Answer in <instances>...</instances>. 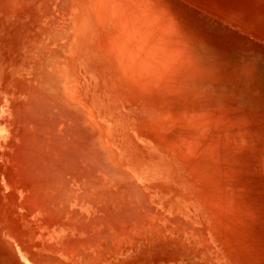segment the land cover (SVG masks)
<instances>
[{
  "label": "bare ground",
  "instance_id": "obj_1",
  "mask_svg": "<svg viewBox=\"0 0 264 264\" xmlns=\"http://www.w3.org/2000/svg\"><path fill=\"white\" fill-rule=\"evenodd\" d=\"M168 1L0 0V70L7 71L0 109L8 113L0 128L5 124L9 130L0 135V200L4 193L9 200L8 221L0 211V227L29 264H233L222 244L221 216L224 197L231 202L232 191L243 185L226 191L231 173L220 156L222 137L234 123L220 121L218 110L207 104L212 94L192 82L202 80V62ZM240 173L239 180L245 177ZM201 193L210 209H204ZM241 194V200L247 198ZM246 205L232 209L248 214L252 204ZM258 209L249 215L261 213Z\"/></svg>",
  "mask_w": 264,
  "mask_h": 264
},
{
  "label": "rangeland",
  "instance_id": "obj_2",
  "mask_svg": "<svg viewBox=\"0 0 264 264\" xmlns=\"http://www.w3.org/2000/svg\"><path fill=\"white\" fill-rule=\"evenodd\" d=\"M166 1H168V0H166ZM174 1H176V4L174 3ZM186 1V2H185ZM190 1H192V2H190ZM190 1H188V0H169L168 1V3L172 6V8L174 7V8H176V9H174L173 8V10H175V11H173L174 13H173V15L176 13V15L177 16H175L176 17V19L177 20H179V16H180V18L181 19H183V20H179V21H177L176 20V23H178V25L180 24L179 22H181V27H180V29H181V33H185V32H188V37H189V39H190V41L192 42V43H194V45L192 44V46L193 47H195V48H193V53H194V56H196V58L199 60V62L201 63V67L200 68H202L204 71H202V69H201V73H200V76L202 77L201 79L202 80H200V77L199 78H197V77H195V81H192L194 84L195 83H197V84H195V85H197L196 87L199 89V90H201V91H203L205 94H208V96H209V94L211 95V96H207L209 99H210V103L209 102H207V104L208 105H210L211 107H210V109H216V111L218 110V118L220 117V121H228V122H225V123H229V122H231V124H233L234 123V126H232V128L231 127H229V137H230V135H231V137L229 138L228 136L227 137H222V141L225 139L226 141H223L224 142V149L222 148V151H223V154H221L222 156H220L221 157V159H223V161L224 162H222V165L225 167V166H227L226 168H227V173L229 174V173H231V174H233V176L230 174L229 175V177H228V180H230V182L228 181V180H226V183H225V185H224V188H226V187H231L230 189H232V188H234V187H236V185H237V183H240V184H242L243 186L242 187H244L245 185L247 186V184H248V186H247V188H246V186H245V189L247 190L248 189V192L246 191V190H244V192H242V187L241 188H238V187H240L241 185L240 184H238L237 186V188L239 189V191H240V193L239 192H237V193H239V194H235L236 193V191L238 190L237 188H235V189H237V190H233L232 191V194L234 195L233 197H231V199L230 200H232L231 202L229 201V195L228 196H226V198L224 197V199H225V201L227 200L229 203H232L233 202V204H230V206L232 207V208H234V210L236 209V207L237 208H241L242 206V208L244 209L245 207H249V205H246L247 203H249V204H252V206L250 205V210L248 209V214H246L245 212H246V210H244V211H242V213L244 212L246 215H244V213L242 214L240 211H241V209H238V210H236V211H234L232 208H231V210H230V207L229 208H227L229 205V203L226 205V202L224 201V203H225V206H227V207H225V208H223L224 206H222V205H224V203L221 205L222 206V208L225 210L226 208H227V210H229V214L230 215H227L226 213H227V210H226V212L223 210V216H221V221L224 223H221L220 224V231H221V235H222V244L224 245V248H225V253H227L228 254V257H227V259H228V261H229V263H231V261L233 262V264H264V199H262L264 196H263V190H264V172H262V173H260L261 172V170H263V168H264V162H262V161H264V89H263V87H264V0H230L229 2L227 1V0H218V3H219V1H220V5L217 3V0H206V1H204V0H190ZM193 1H195V2H193ZM199 3H197V2ZM227 1V2H226ZM182 2V3H181ZM185 4H184V3ZM190 2V3H189ZM200 2L203 4H200ZM223 2V4L221 5V3ZM225 2V3H224ZM235 2V3H234ZM194 3V4H193ZM197 3V4H196ZM215 3H217L216 5L218 6H216L215 5ZM176 6H175V5ZM228 4V5H227ZM231 4V5H230ZM178 5V6H177ZM191 5V9H189L187 6H190ZM195 5V6H194ZM196 5H197V7L199 6V8H197L196 7ZM211 5V6H210ZM236 5V6H235ZM201 6H204V7H207L206 9L205 8H201ZM223 6H224V8H223ZM229 6V7H228ZM233 6V7H232ZM250 6H251V8H250ZM209 7V8H208ZM261 7L263 8V9H261ZM181 8H182V11H181ZM187 8V9H186ZM193 8V9H192ZM221 8H223V9H221ZM235 8V9H234ZM249 8H250V10H249ZM253 8V9H252ZM177 9H180V10H177ZM189 9V10H188ZM209 9V10H208ZM202 10V11H201ZM260 10V11H259ZM190 13H189V12ZM217 11V12H216ZM181 12V13H180ZM195 12V13H194ZM244 12V13H243ZM248 12V13H247ZM183 13V14H182ZM189 13V14H188ZM220 13V14H219ZM182 16H181V15ZM187 14V15H186ZM213 14V15H212ZM247 14H249V15H247ZM179 15V16H178ZM185 15V16H184ZM218 16V17H217ZM184 17V18H183ZM174 18V17H173ZM188 18V19H187ZM186 19V20H185ZM190 19H191V22H190ZM189 20V21H188ZM198 21V22H197ZM187 22V23H186ZM192 22H194L193 24H192ZM197 22V23H196ZM225 22V23H224ZM254 22V23H253ZM191 23V24H190ZM201 23V24H200ZM210 23V24H209ZM218 23V24H217ZM233 23V24H232ZM184 24V25H183ZM199 24L201 25V26H199ZM218 26H217V25ZM179 25V26H180ZM189 25V26H188ZM202 25H204V27L202 26ZM230 26V27H229ZM252 26V27H251ZM185 27V28H184ZM206 27V28H205ZM218 27H219V29H218ZM235 28V29H234ZM183 29V30H182ZM186 29V30H185ZM195 29V30H194ZM199 29V30H198ZM260 29V30H259ZM188 30V31H187ZM210 30V31H209ZM1 31V30H0ZM199 33H201V34H199ZM234 31V32H233ZM237 31V32H236ZM193 32H195L194 34H193ZM198 33V34H197ZM203 33V34H202ZM210 34L208 37H206L207 35L206 34ZM212 33V34H211ZM242 33V34H241ZM261 33V34H260ZM186 34V33H185ZM205 34V35H204ZM257 34V35H256ZM192 37H190V36ZM204 35V36H203ZM247 35V36H246ZM213 36H214V38H213ZM198 37V38H197ZM200 38H201V40H200ZM205 38V40H203ZM211 38V39H210ZM212 38H213V40H212ZM196 39V40H195ZM216 41H215V40ZM218 39V40H217ZM220 40V41H219ZM222 40V41H221ZM206 41H211V42H208V43H210V44H212V46L211 45H208V43H206ZM212 41H215V43L214 42H212ZM220 42H221V44L222 45H220ZM223 42V43H222ZM216 44H218V46H219V49H216ZM259 44V45H258ZM196 45V46H195ZM224 45H225V49H224ZM261 45V46H260ZM205 46H207V47H209V48H207V47H205ZM223 46V47H222ZM260 46V47H259ZM212 47V48H211ZM221 47V48H220ZM255 47V48H254ZM196 48H199V49H197L196 50ZM228 48V49H227ZM211 49H212V51L214 52H212L211 51ZM214 49H216V51L214 50ZM221 49H224V50H221ZM260 49V50H259ZM228 50V51H227ZM203 51V52H202ZM219 51H220V53H219ZM227 51V52H226ZM197 52V53H196ZM224 52H226V55L228 56V59H227V56H225L224 57V55H225V53ZM205 53V54H204ZM208 53V54H207ZM216 53V54H215ZM217 53H218V55H217ZM224 53V54H223ZM229 53V54H228ZM222 54V55H221ZM221 55V56H220ZM229 55L231 56V57H229ZM209 56V57H208ZM220 56V60H219V57ZM223 56V57H222ZM215 57V58H214ZM203 59V60H202ZM204 59H206V61H204ZM214 59H215V61H214ZM216 59L218 60L217 62H220V63H217L216 62ZM222 59V60H221ZM201 60V61H200ZM211 61V64H210V62H208V61ZM228 60H230L231 62H229ZM203 61H204V63H203ZM213 61V62H212ZM229 62V64H224V63H226V62ZM221 62H223V63H221ZM233 62V63H232ZM213 63L215 64V65H213ZM236 63V64H235ZM258 63V64H257ZM204 64V65H203ZM207 64V65H206ZM209 64V65H208ZM219 64V66H218V68H217V66L216 65H218ZM230 64H231V66H230ZM212 65V66H211ZM237 66L238 67V69L235 67H233V66ZM207 66V67H206ZM227 66V67H226ZM229 66L230 67H233V68H229ZM259 66V67H258ZM261 66V67H260ZM205 69H204V68ZM211 67H215L214 69L213 68H211ZM258 67V68H257ZM1 68V67H0ZM208 68H210V71H208L209 69ZM226 68V69H225ZM232 69V71L231 70H229V69ZM208 69V70H207ZM211 69H212V71H211ZM218 69V70H217ZM221 71H223L224 70V72H221V74L222 75H219L220 73H219V71L220 70ZM223 69V70H222ZM227 69H228V71H227ZM237 69V70H236ZM215 72H214V71ZM234 70V71H233ZM239 70V71H238ZM208 71V74H206V72ZM216 71H218V72H216ZM226 71V72H225ZM259 73H258V72ZM202 72H203V74H202ZM205 72V73H204ZM209 72L212 74L213 72L214 73H218L217 75H219V77H217V75L215 74V76L217 77H215L213 74L211 75V76H206V75H209ZM228 72V73H227ZM239 72V73H238ZM223 73H225L224 74V76L226 75V79L223 77ZM7 74V71L6 70H3V71H1L0 70V98L2 99L3 98V96H2V92H1V88H3L5 85V82H6V80L5 81H1L2 80V78L3 77H5V75ZM233 75V76H232ZM234 75H237L238 76V78H237V76H235L234 77ZM239 75H240V77H239ZM242 75V76H241ZM205 76H206V79L209 77V79H210V81H209V79H207V80H203V79H205ZM213 76L215 77V78H213ZM229 76V77H228ZM259 77V78H255V77ZM211 77V78H210ZM235 79H234V78ZM233 78V79H232ZM240 78V79H239ZM245 79V81H243V79ZM211 79H212V82H211ZM216 79V80H215ZM222 79H225V80H222ZM229 79V80H228ZM230 79H232L231 81H230ZM218 80H221V82L220 81H218ZM234 80L237 82H235V84H234ZM238 80V81H237ZM240 80V81H239ZM196 81H198V82H196ZM226 81H229L230 83H232V84H229V82H227V83H225ZM242 81V83L244 84H242V83H240ZM199 82H200V84H199ZM219 82V84L217 85V83ZM252 83H254L253 85H251ZM215 84H216V86H215ZM225 84H226V86H225ZM213 85H214V87H216V88H214L213 87ZM207 86V87H206ZM210 86V87H209ZM228 86V89L226 88ZM199 87H202V89H200ZM206 87V88H205ZM222 87V88H221ZM226 89H225V88ZM238 87V89H236V88ZM246 87V88H245ZM211 90H210V89ZM224 88V90H228V91H233L232 93H231V95H230V92H229V94H228V91H225V97H224V90L222 91V89ZM230 88H232V89H230ZM234 88V89H233ZM245 88V89H244ZM260 88V89H259ZM204 89H207V90H204ZM214 89V90H213ZM218 89H219V91H218ZM237 90L236 92H234V90ZM213 90V91H212ZM212 91V92H211ZM217 91V92H216ZM222 93H221V92ZM216 92V93H215ZM227 92V93H226ZM240 92V93H239ZM245 92V93H244ZM233 93H235V95H233ZM244 93V94H243ZM217 96H216V95ZM220 96H219V95ZM253 94V95H252ZM260 94V95H259ZM215 95V96H214ZM223 95V96H222ZM229 95V96H228ZM222 96V97H221ZM228 96V97H227ZM230 96H232L231 98H230ZM234 96V97H233ZM224 97V99H222ZM240 97V98H239ZM253 97V98H252ZM212 98V99H211ZM225 98H229L230 99V101H229V99L227 100V101H229V102H224V101H226V99ZM245 98V99H244ZM239 99V100H238ZM240 99H242V100H240ZM258 99V100H257ZM211 100L213 101V102H211ZM215 101V102H214ZM232 101H233V103H232ZM261 103H260V102ZM241 102V103H240ZM244 102V103H243ZM218 103L221 105H227L226 106V108L224 109L223 108V106L221 105V106H218ZM233 104L234 106H231V104ZM236 103V104H235ZM212 104H214V105H212ZM230 104V105H229ZM242 104V105H241ZM263 104V105H262ZM236 106H238V107H236ZM239 106H241V107H239ZM258 106V107H257ZM259 106L261 107V108H259ZM231 107H233V108H230ZM235 107V108H234ZM256 107V108H255ZM252 108V109H251ZM259 108V109H258ZM2 109V110H1ZM0 109V119H3V118H6L7 117V115H8V113L3 109V108H1ZM227 109V111H225ZM233 109V111H231ZM239 109V110H238ZM258 109V110H257ZM242 110H245V111H243L244 113L241 115L244 119L246 118L247 119V121H245L241 116H238L239 115V112H240V114L242 113ZM232 112V113H230V112ZM235 111V112H234ZM234 112V113H233ZM5 113V114H4ZM246 113H248V115H250V116H248ZM253 113H256L255 115H257V116H255L254 114V116L252 115ZM258 113V114H257ZM221 114V115H220ZM235 114V115H234ZM237 114V115H236ZM247 115V117L245 116H243V115ZM6 115V116H5ZM234 116H236V117H234ZM253 116V117H252ZM253 118V120H250V118ZM215 118H216V116H215ZM218 118H216V119H218ZM223 118H225V120L223 119ZM240 118V119H239ZM251 118V119H252ZM228 119V120H227ZM233 119H234V121H233ZM244 120V121H243ZM250 120V121H249ZM237 121V122H236ZM238 121H239V123H238ZM243 121V124L245 123V122H247V124H244L243 126L245 127L246 125H247V127H245L246 128V130L244 129V127L242 126L241 128L242 129H239L240 128V124L242 125V122ZM261 121V122H260ZM239 124L238 126L236 125V124ZM5 124H2V127H4V129H2L1 130V128H0V135L1 136H4V134L5 135H9V130L6 128V126H4ZM229 125H230V123H229ZM238 127H236V126ZM225 127H227V125H224ZM231 129L234 131H231ZM236 129H239V132L240 133H238L237 131L238 130H236ZM236 130V131H235ZM242 130H243V133H242ZM246 131V132H245ZM262 131V132H261ZM8 132V133H7ZM234 133V134H231V133ZM247 133V136H246V139H245V133ZM238 134V137L236 136L237 134ZM240 134H242L241 135V137H240ZM236 136V138H235V136ZM253 135V136H252ZM232 136H234V137H232ZM249 136V137H248ZM251 136V137H250ZM226 138H228V139H226ZM231 138H232V140H231ZM242 138V139H241ZM237 141H235V140ZM244 139V140H243ZM260 139H262V140H260ZM235 142H234V141ZM238 140H240V144L238 145ZM242 140H243V142H242ZM259 140V141H258ZM261 141V142H260ZM230 144H228V143ZM248 142V143H247ZM253 142V143H252ZM225 143H227L228 145H229V147H233L234 146V144L236 145L235 147H234V150H233V148H231L232 149V151H235V155L237 154V153H240V158H239V156L238 157H236V156H234V154L232 153V151H231V153H230V151L229 150H231L230 148L228 149V147H226L225 146ZM246 143H247V145H246ZM262 144V146L260 145V144ZM226 144V145H227ZM244 146H243V145ZM252 144V145H251ZM233 145V146H232ZM249 145H251V146H249ZM259 145V146H258ZM239 146V147H238ZM248 148H247V147ZM261 146V147H260ZM237 147V149L235 150V148ZM243 149H242V148ZM252 147H254V148H252ZM256 147H258V148H256ZM225 148H227L228 149V152H229V154L230 155H232L233 154V157H236V158H231L230 157V155H228V152H227V149H225ZM250 148H251V151H250ZM247 149H249V150H247ZM240 150V151H239ZM255 150V151H254ZM257 150V151H256ZM226 151V153H224ZM239 151V152H238ZM244 151V152H243ZM246 151H249V153L251 154L252 153V155L253 154H255V155H253V156H255L256 158H257V156L259 157V158H257V160H256V158L255 157H252L251 155H249L248 154V152H246ZM259 151V152H258ZM262 151V152H261ZM241 152H243V154L244 155H246L245 153H247L248 154V156H247V158L244 156V155H242V153ZM259 153V154H258ZM257 154V155H256ZM226 155H228L232 160L233 159H236V161H237V163H236V165H235V161H231V159H229V158H227L226 157V159L228 160H230L231 161V163H229V160L226 162L224 159H225V157L224 156H226ZM238 155V154H237ZM244 158V161L243 162H241L242 161V157ZM260 156H263V157H260ZM242 158V159H241ZM250 160H249V159ZM253 160H252V159ZM261 158V160H259ZM239 160H240V162L241 163H243V164H246L247 162V164H246V166L248 167V168H250L249 170L250 171H252V173H254L253 175H251V172L249 171V170H246L247 172L249 171V173H246V174H241L240 172H239V170H241V171H243L242 173H245V169L247 168V167H245L244 165L242 166V165H240V164H238V162H239ZM247 160H249V161H251V162H249V161H247ZM257 161V162H256ZM206 162V160H204V163ZM245 162V163H244ZM254 162H255V164H254ZM255 165V166H253V164ZM238 164V165H237ZM231 165V167H229ZM233 165H235L234 167L235 168H237V166L238 167H240L239 169H238V173H240L241 174V176H245V177H240V180H239V174L237 173V172H235V170L233 171V169H235V168H233L232 169V172H235V173H232V172H230L231 170H229L228 171V168L229 169H231L232 168V166ZM249 165V166H248ZM258 165V166H257ZM245 169H244V168ZM252 167H254V168H252ZM263 167V168H262ZM260 170H258V169ZM244 169V170H243ZM255 169H257L258 171H256ZM264 171V170H263ZM257 172V174L258 173H260V174H258V175H260V178L258 177V175L257 174H255ZM234 174H236V176L238 177H235V175ZM238 174V175H237ZM251 175V176H250ZM257 175V176H256ZM230 176H232V177H230ZM262 177V178H261ZM232 178H235L234 179V181H232L233 179ZM241 178H242V181H241ZM244 178H246L247 179V181H246V179L244 180ZM250 178V179H249ZM252 178H253V180H252ZM260 180H259V179ZM249 179V180H248ZM261 179H262V181H261ZM236 180H238V181H240V182H237ZM251 180V181H250ZM232 181V182H231ZM244 181V182H243ZM248 181H249V183H251V184H249L248 183ZM255 181H257V182H255ZM241 182H243V183H245V182H247V184H243V183H241ZM252 182L253 183H255V184H259V185H253L252 184ZM260 182V183H259ZM263 184H262V183ZM236 183V185H234ZM227 184H230V185H227ZM233 185V186H232ZM252 185H253V188H252ZM255 186V187H254ZM260 186H261V188H260ZM202 187V186H201ZM229 187L228 188H226V191H229ZM249 187V188H248ZM263 187V188H262ZM251 188V190H250V192L253 190L254 191V193L256 192V194H254L253 193V191H252V193H251V196H250V194L248 195V193H250L249 192V189ZM254 189H256V190H254ZM202 190V189H201ZM205 190V189H204ZM259 190V191H258ZM203 191V190H202ZM247 192V194L245 195H243V194H241V192L242 193H246ZM261 191V192H260ZM205 192V191H204ZM203 192V193H204ZM257 192H259V194L257 193ZM203 193H201L202 194V196H203ZM263 193V194H262ZM240 194L241 195H243V196H245V197H247V198H242V200L240 199L241 197H240ZM239 196V197H235V196ZM255 197H254V196ZM258 197H257V196ZM201 196V199H202V202H203V199L205 198V200H207V198H206V194L202 197ZM242 196V197H243ZM260 196V197H259ZM261 196H263V197H261ZM227 197H229V198H227ZM248 197H250V198H248ZM234 198V199H233ZM252 198V199H251ZM258 198V199H257ZM240 199V200H239ZM244 199V200H243ZM248 199V200H247ZM262 199V200H261ZM204 200V204H205V207H204V209H206V201ZM236 201V204H237V202H239L238 204H239V206L240 205H242V206H240V207H238V204H237V206L235 205V201ZM245 200H246V203H242V202H245ZM258 200V201H257ZM8 197L6 196V194L4 193L3 195H2V198H1V200H0V211L2 212L1 214H2V219H3V221L4 222H6V221H8V212H7V206H8ZM242 201V202H241ZM250 201H252L253 203H250ZM207 202H208V200H207ZM217 202V201H216ZM208 204H209V202H208ZM208 206H210V204L208 205ZM245 206V207H244ZM256 206H258L260 209H258V208H256ZM260 206H262V207H260ZM253 207H254V209H253ZM208 208V207H207ZM210 208H211V206H210ZM210 208H208V209H210ZM252 208V209H251ZM242 209V210H243ZM256 209H258V211L259 210H261V211H259V212H261V213H256ZM207 210V209H206ZM253 211L254 212V210H256L255 211V213H254V215H253V217L256 215L257 217H258V219H259V216H260V219L258 220L257 218H256V216L254 217V219L256 218V221L253 219V221L251 220L253 217L251 216V215H249L250 214V211ZM234 212V215H236V216H239L240 215V213H241V215L239 216V217H237L236 218V216H233V212ZM262 212H263V214H262ZM252 213V212H251ZM1 214H0V216H1ZM232 214V215H231ZM259 215V216H258ZM262 215V216H261ZM231 216H233V219L231 218ZM244 216H249L247 219L245 218V220H248V221H245L243 218H244ZM224 217V218H223ZM230 217V218H229ZM242 217V218H241ZM234 218H236V219H238V220H236V219H234ZM251 218V219H250ZM227 221V223H226V221ZM234 221V223L232 222V221ZM251 221V222H250ZM242 222V223H241ZM213 223V222H212ZM253 223V225L252 226H250L251 224ZM248 224H249V226H248ZM245 225H246V229L244 228L245 227ZM228 227V228H227ZM236 227V228H235ZM255 228V232H254V234H252V232L254 231V229L253 228ZM1 228V227H0ZM227 228V229H226ZM247 228H249V230H250V228H251V230L253 229V231L252 232H250ZM229 229V230H228ZM261 230V231H260ZM263 230V231H262ZM257 232V233H256ZM243 234V235H242ZM255 236V237H251V236ZM228 238H227V237ZM263 237V238H262ZM229 239V240H228ZM262 239V240H261ZM224 241V242H223ZM228 244V245H227ZM231 244H232V246L234 247H232L231 246ZM230 245V246H229ZM229 248V249H228ZM231 249V250H230ZM237 250H238V252H237ZM228 251V252H227ZM239 253V254H238ZM247 256V257H246ZM201 257H203V256H197V258H201ZM247 259V260H246ZM231 260V261H230ZM200 262H198V263H196V264H199ZM0 264H29L26 260H24L23 259V257L21 256V254H20V251H19V249H18V247L17 246H15V244L12 242V240L6 235V233H4V231H2V228L0 229ZM205 264H207V262L205 263ZM219 264H222V263H219Z\"/></svg>",
  "mask_w": 264,
  "mask_h": 264
}]
</instances>
